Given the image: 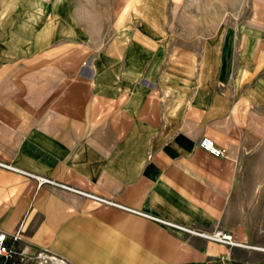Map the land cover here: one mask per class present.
Listing matches in <instances>:
<instances>
[{
    "label": "crops",
    "instance_id": "1",
    "mask_svg": "<svg viewBox=\"0 0 264 264\" xmlns=\"http://www.w3.org/2000/svg\"><path fill=\"white\" fill-rule=\"evenodd\" d=\"M97 4L0 0V232L69 264H264V25L174 45L142 1L91 28Z\"/></svg>",
    "mask_w": 264,
    "mask_h": 264
},
{
    "label": "rangeland",
    "instance_id": "2",
    "mask_svg": "<svg viewBox=\"0 0 264 264\" xmlns=\"http://www.w3.org/2000/svg\"><path fill=\"white\" fill-rule=\"evenodd\" d=\"M100 13L97 19L87 22L93 29L108 28L113 23V0H96ZM134 2L135 0H127ZM143 2L147 15L148 27H158L168 43L182 45L199 43L203 33L215 32L226 27H237L239 24H263L264 21L250 20L253 16L264 14V0H136ZM126 0H116V12L124 6ZM96 6V8L98 9ZM140 7V6H138ZM166 18V19H165ZM165 19V33L163 20ZM249 181L252 187L264 188V153L260 164L252 167ZM258 178V179H257ZM264 233V208L261 212ZM44 264V263H35Z\"/></svg>",
    "mask_w": 264,
    "mask_h": 264
},
{
    "label": "built area",
    "instance_id": "3",
    "mask_svg": "<svg viewBox=\"0 0 264 264\" xmlns=\"http://www.w3.org/2000/svg\"><path fill=\"white\" fill-rule=\"evenodd\" d=\"M199 146L211 154L212 156H215L217 158H224L227 155V151L220 147L214 139L208 136H204L200 142ZM6 167L13 168L12 166L6 165ZM16 169V168H14ZM29 175H32L28 172H26ZM39 183L44 182H52L51 180L40 178ZM63 187L70 189L76 193L85 195L94 201H96L98 204L105 205V206H114L118 208H122L124 210H128L131 212H134L136 214L148 216L150 218L156 219L158 221L165 222L164 220H161L159 218L149 216L148 214H145L143 212H140L138 210H134L131 208H128L124 205H121L109 198L103 197V196H97L88 192H84L82 190H78L76 188H71L69 186L62 185ZM168 223V222H165ZM184 229V228H183ZM189 231V230H188ZM191 231V230H190ZM196 232V231H195ZM200 235H206L201 232H196ZM0 237L3 239H0V264H30V262H37V263H44V264H69V262L64 259L60 258L58 256L51 255L49 253H46L44 251L37 252L35 254H29L25 249H22L19 245L21 240L20 232L17 231L14 234H7L5 232H0ZM214 239L218 240L219 242L228 243V244H234L232 241V237L226 234H215L212 236Z\"/></svg>",
    "mask_w": 264,
    "mask_h": 264
},
{
    "label": "snow or ice",
    "instance_id": "4",
    "mask_svg": "<svg viewBox=\"0 0 264 264\" xmlns=\"http://www.w3.org/2000/svg\"><path fill=\"white\" fill-rule=\"evenodd\" d=\"M0 239H3L2 237H0Z\"/></svg>",
    "mask_w": 264,
    "mask_h": 264
}]
</instances>
